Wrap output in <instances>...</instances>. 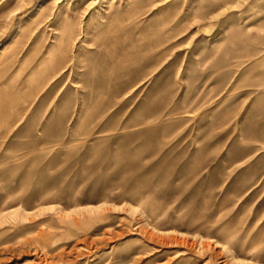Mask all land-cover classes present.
I'll use <instances>...</instances> for the list:
<instances>
[{"label":"rangeland","instance_id":"374dc122","mask_svg":"<svg viewBox=\"0 0 264 264\" xmlns=\"http://www.w3.org/2000/svg\"><path fill=\"white\" fill-rule=\"evenodd\" d=\"M0 264H264V0H0Z\"/></svg>","mask_w":264,"mask_h":264},{"label":"bare ground","instance_id":"6f19581e","mask_svg":"<svg viewBox=\"0 0 264 264\" xmlns=\"http://www.w3.org/2000/svg\"><path fill=\"white\" fill-rule=\"evenodd\" d=\"M55 59V58H54ZM52 61V59L50 60V62Z\"/></svg>","mask_w":264,"mask_h":264}]
</instances>
